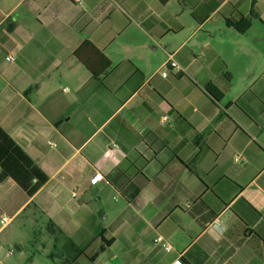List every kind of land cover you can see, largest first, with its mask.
I'll list each match as a JSON object with an SVG mask.
<instances>
[{
    "label": "crops",
    "instance_id": "crops-1",
    "mask_svg": "<svg viewBox=\"0 0 264 264\" xmlns=\"http://www.w3.org/2000/svg\"><path fill=\"white\" fill-rule=\"evenodd\" d=\"M252 10L245 32L227 23ZM87 40L100 77L75 55ZM263 40L264 0H0V127L48 176L32 195L0 179V264H264V81L232 71ZM134 150L132 202L109 174Z\"/></svg>",
    "mask_w": 264,
    "mask_h": 264
},
{
    "label": "trees",
    "instance_id": "trees-1",
    "mask_svg": "<svg viewBox=\"0 0 264 264\" xmlns=\"http://www.w3.org/2000/svg\"><path fill=\"white\" fill-rule=\"evenodd\" d=\"M168 0H161L162 3ZM259 18V12L252 10L248 15L241 16L237 20H227L229 25L234 26L243 33ZM98 54L95 58L91 54ZM75 55L91 70L95 77H100L109 68L111 61L102 51L96 48L91 41H85L76 51ZM97 58L99 59L97 62ZM223 76L230 81L231 73L226 71ZM206 93L216 101L222 99L223 91L214 83L204 86ZM148 163V159L139 151H132L114 170L109 174L111 182L134 202L139 196L144 182L137 181V176L142 174V169ZM0 179L12 177L29 195H32L48 179L46 173L33 161V159L17 144L10 134L0 127ZM48 257L53 264H71L69 260H57L53 253Z\"/></svg>",
    "mask_w": 264,
    "mask_h": 264
},
{
    "label": "built area",
    "instance_id": "built-area-1",
    "mask_svg": "<svg viewBox=\"0 0 264 264\" xmlns=\"http://www.w3.org/2000/svg\"><path fill=\"white\" fill-rule=\"evenodd\" d=\"M77 2H81V0H75ZM13 56L9 55L7 56L8 60H13ZM164 67H166V70L162 72V75L164 77H166L168 75L169 72H180L182 67L179 64V62L174 58L173 54H169L168 58L166 59V61L164 62ZM163 119H166V116L163 117ZM51 146H55L56 143L55 142H49ZM104 178V174L101 171L96 170L94 172V174L90 177V183L91 184H97L99 181H101ZM10 216H8L5 213L0 214V223L1 225H6L9 221H10ZM214 226L216 228H219L220 224L218 223V221H216L214 223ZM156 240L158 242H161L162 245L164 246L166 251H170L172 249V245L170 243H167L165 241L164 236L162 235H158ZM169 264H183V261L181 259V255H179L176 259H174L173 261H171Z\"/></svg>",
    "mask_w": 264,
    "mask_h": 264
},
{
    "label": "rangeland",
    "instance_id": "rangeland-1",
    "mask_svg": "<svg viewBox=\"0 0 264 264\" xmlns=\"http://www.w3.org/2000/svg\"><path fill=\"white\" fill-rule=\"evenodd\" d=\"M235 74V78L238 79L240 86L245 84L246 79L249 82L259 80L261 78V82L264 81V40L261 42V63L255 69H251L249 71L245 70H232ZM238 89V88H237ZM34 248L31 246V249Z\"/></svg>",
    "mask_w": 264,
    "mask_h": 264
}]
</instances>
